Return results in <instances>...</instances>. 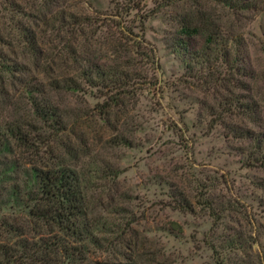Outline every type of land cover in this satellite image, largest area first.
<instances>
[{"label": "rangeland", "instance_id": "rangeland-1", "mask_svg": "<svg viewBox=\"0 0 264 264\" xmlns=\"http://www.w3.org/2000/svg\"><path fill=\"white\" fill-rule=\"evenodd\" d=\"M19 2L24 7L15 17L32 18V0ZM54 6L119 22L151 54L136 98L106 119L92 111L101 101L94 88H45L67 112L68 139L85 149L84 161L108 170L89 181L98 240L75 237L76 247L87 250L83 264H264V0H58ZM184 26L195 31L184 33ZM51 42L39 44L49 53ZM15 50L17 57L13 49L1 51L26 70L1 71V90L21 108L29 107L26 84L48 81L52 72L72 74L77 66L57 59L46 74L32 55ZM83 109L91 114L81 118ZM20 205L15 211L0 205V243L3 218L31 219Z\"/></svg>", "mask_w": 264, "mask_h": 264}, {"label": "trees", "instance_id": "trees-1", "mask_svg": "<svg viewBox=\"0 0 264 264\" xmlns=\"http://www.w3.org/2000/svg\"><path fill=\"white\" fill-rule=\"evenodd\" d=\"M35 2L30 3L31 21L15 17L24 7L19 0H0V205L9 204L13 211L20 204L27 206L31 218L1 220L0 264H83L87 250L76 247L75 237L98 240L93 232L98 227L90 218L94 202L88 193L89 181L94 173L108 170L84 161L85 149L80 152L77 142L68 139L67 112L45 93L48 89L75 92L86 86L94 88L101 101L92 111L106 119L114 110L121 113L136 98V87L147 81L144 70L151 54L119 22L71 14L54 6L58 0ZM3 18L11 21L6 23ZM87 20L91 26H86ZM182 30L195 31L185 26ZM51 40L55 42L46 53L39 43L52 44ZM77 42L76 48L72 43ZM4 47L13 49L15 57L14 49L24 58L32 55L33 65L46 74L54 70L57 59L77 66L72 74L52 72L46 75L48 81L35 78L34 83L27 82L22 95L29 107L23 103L21 108L16 97L14 102L1 90V71L13 76L26 67L18 60L8 63L6 52L1 51ZM25 83L22 76L19 84ZM90 114L83 109L81 118ZM76 120L81 121L79 116Z\"/></svg>", "mask_w": 264, "mask_h": 264}]
</instances>
